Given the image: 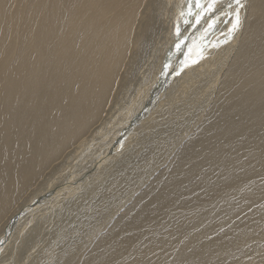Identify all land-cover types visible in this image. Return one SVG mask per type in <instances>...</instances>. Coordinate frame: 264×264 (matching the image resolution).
Returning <instances> with one entry per match:
<instances>
[{
    "label": "bare ground",
    "instance_id": "obj_1",
    "mask_svg": "<svg viewBox=\"0 0 264 264\" xmlns=\"http://www.w3.org/2000/svg\"><path fill=\"white\" fill-rule=\"evenodd\" d=\"M229 2L0 0V264H264V0L219 43Z\"/></svg>",
    "mask_w": 264,
    "mask_h": 264
},
{
    "label": "snow or ice",
    "instance_id": "obj_2",
    "mask_svg": "<svg viewBox=\"0 0 264 264\" xmlns=\"http://www.w3.org/2000/svg\"><path fill=\"white\" fill-rule=\"evenodd\" d=\"M192 0H189V3L191 4ZM217 0H195V8L199 10L197 16H196V21L199 23L200 18L202 15L206 13H210L213 11V9L216 7ZM233 5H235V10L233 11H228L226 13H222V15H227L231 16V26L227 29V32L223 34L225 36L224 40L219 41V43H226L228 40L232 38V35L239 29L240 24H241V18H240V10L241 8L244 7V4L242 3V0H230V2L227 5L228 9H232ZM188 14H192V8L189 7ZM214 22H210L208 24V29H211L213 27ZM208 29H205L207 32ZM181 43L176 44V48L179 49L181 46ZM216 46V45H214ZM193 51V47L189 48V53L186 54L188 56V62L190 63H195V59H191V53ZM186 66V65H185ZM165 68H167V65H165ZM178 74V73H177Z\"/></svg>",
    "mask_w": 264,
    "mask_h": 264
}]
</instances>
